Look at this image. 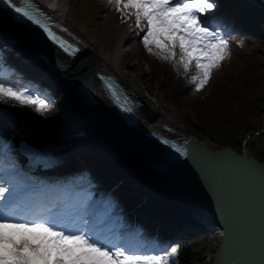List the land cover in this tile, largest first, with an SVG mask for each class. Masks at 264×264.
<instances>
[{"label":"snow or ice","instance_id":"1","mask_svg":"<svg viewBox=\"0 0 264 264\" xmlns=\"http://www.w3.org/2000/svg\"><path fill=\"white\" fill-rule=\"evenodd\" d=\"M0 4L4 5L0 22L2 17L30 22L63 51H78L53 32L33 0H20L19 6L14 0ZM105 4L120 13L122 22L134 17L145 51L182 70L197 92L231 56L232 30L213 22L215 0H105ZM106 83L113 101L131 113L112 82ZM0 102L31 107L40 114L52 108L46 97L6 79H0ZM171 147L187 155L184 149ZM67 187L31 183L9 155L8 145L0 148V264H172L176 246L162 248L154 242L149 247L136 235L106 232L103 222L91 219L90 196L70 199L64 195ZM157 252L164 254H149Z\"/></svg>","mask_w":264,"mask_h":264},{"label":"bare ground","instance_id":"2","mask_svg":"<svg viewBox=\"0 0 264 264\" xmlns=\"http://www.w3.org/2000/svg\"><path fill=\"white\" fill-rule=\"evenodd\" d=\"M33 1L43 9L53 10L59 17L64 15L63 21L58 22L64 31L62 33L79 44L80 52L74 57H64L47 44L37 31H28L22 29L23 26L10 25L7 22L8 20L2 17L0 37L11 40L27 53H35V58H37L38 53L43 52L46 54L48 62L44 65V68H47V71L45 73L41 69L42 74L45 75L48 81L54 83L56 94L61 96L62 104L67 103L66 107L69 108V111H64L62 114V125L58 126L55 122L51 123L50 121L45 122L43 118L41 120L37 119L30 129L32 133L41 134L44 139L61 141L66 139L65 131L72 127V123H78L74 126V128H77V134H79L80 129L89 126L93 129L92 131L99 134L100 138L94 144L86 142L84 148L112 157L117 162L122 163L124 170L132 169L139 179L156 187H161L166 182L159 168L166 162L167 153L163 147L155 144L154 140L145 137L142 133L143 130L159 133L179 142L183 139H189L214 150L219 148L217 144L212 143L209 139H202L188 133L180 115L172 109L168 111L164 98H160L159 101L157 95L155 97L151 96L150 73L144 71L143 74L134 69L136 63L132 61V58L134 61L136 59L137 62L141 58L138 46L126 47L130 40L139 36L136 34L138 30L134 25L128 27L126 38L122 37L126 43L123 42L121 47L119 42L118 47L115 46L116 48L113 47L110 51L104 49V44L101 48L96 49L97 44L93 43L96 41V32L101 31L102 37L104 35L102 30L110 23L112 16L115 14L121 16L113 8L108 7L105 0ZM72 5H75L74 9H72ZM104 9L111 13V17L106 22H100L96 17ZM72 10L76 21L68 23L67 19ZM93 23H101L103 25L102 30H100L101 28L90 30V25ZM23 51H21L22 54H24ZM118 62H120V66L117 64ZM96 73L112 78L137 114V127L128 126L123 122L113 105L112 96L107 93L102 78H99ZM142 76L145 83L144 91L137 88L139 78L141 79ZM78 84L86 85L94 90L96 93L95 103L89 102L84 97L83 93L77 88ZM68 99L73 101V105L68 103ZM2 103L0 102V104ZM8 106L6 105L5 109H9ZM66 107L63 106L62 109L64 110ZM158 109L162 110L161 113L158 112ZM13 110L18 111L17 109ZM69 114L72 115V118L67 117ZM51 125L52 129L50 128ZM33 141L40 142L36 137L33 138ZM105 148L112 151L111 155L106 154ZM248 152L251 154L250 150ZM107 171L106 169L104 173ZM225 172V170H220L213 176L203 178L204 181L207 180L205 187L213 194L217 192L218 195L223 196L226 193L227 189L223 186L219 187L218 179L212 180L213 177H224ZM107 183L110 186L106 194L111 198L115 195L113 191L117 192L116 187H114L116 183L107 181L105 184ZM125 190L130 191L132 195L128 194L129 196L126 198L121 193L120 199L123 203L136 199L137 193L134 192V189L132 190L131 186L127 185ZM154 194L155 192L152 193V195ZM170 202H173V198L168 196V203ZM235 203L240 204V202ZM180 204L183 206L186 203L178 202V205ZM173 205L175 206L176 202ZM123 216H125L124 213L119 217L121 225L128 218V216ZM126 227L128 228V225ZM159 245L161 246L162 243Z\"/></svg>","mask_w":264,"mask_h":264},{"label":"water","instance_id":"3","mask_svg":"<svg viewBox=\"0 0 264 264\" xmlns=\"http://www.w3.org/2000/svg\"><path fill=\"white\" fill-rule=\"evenodd\" d=\"M254 1L264 4V0ZM187 148L190 157L176 162L175 176L163 189L194 205L222 231L211 264H260L264 259V163H257L245 148L240 153L229 147L214 150L194 141ZM220 170L226 171L225 176L212 180L218 179L219 187L227 189L223 196L210 192L203 180Z\"/></svg>","mask_w":264,"mask_h":264},{"label":"rangeland","instance_id":"4","mask_svg":"<svg viewBox=\"0 0 264 264\" xmlns=\"http://www.w3.org/2000/svg\"><path fill=\"white\" fill-rule=\"evenodd\" d=\"M72 7L74 8L75 5H72ZM110 17H111V13H109V11L107 9H105L96 18H99L100 22H106V20ZM112 17L113 18L110 21V23L107 26H105L103 28V30H102L103 25L101 23L100 24L94 23L90 27L92 30L95 27L101 28L102 34H104V35L101 37V31L96 34L97 44L100 46V48L104 44L103 47H104V49H106V51L107 50L110 51V49H112L113 47L114 48L118 47L119 41L122 42L124 40L123 38L124 37L126 38V35H127L126 33H127L128 27L131 25L135 26L134 17L129 18L124 23L122 22L121 16H116V14H115ZM140 41H141V38L140 39H139V37H137L136 39L134 38V39L129 41V43L126 45V47L131 48L134 46H138L139 55H141V57H142L143 56V50L141 49V42ZM132 61L136 63V66L134 67V69L137 72L143 73L145 71L148 74L150 73L149 75H150V80H151L153 71H151L150 69H148L146 67V65L144 64L143 58H140L139 62H137L136 59L134 61V59L132 58ZM117 64L119 66L121 65L120 62H118ZM148 70H150V71H148ZM147 77H148V75H147ZM156 79L157 80L154 83L150 82V88H151V94H152L151 96L155 97L157 95L159 101H160V98H164L166 105L168 106V110L172 109L180 115L181 119L183 120V123L187 127V131L191 135H195V136L200 137L202 139H209L210 138L211 140H215V137L209 136L207 133L198 131L194 128V126H196L197 123L199 122V118H198L196 112L194 111V108H192V106H189L190 102H188V100H186L185 98L183 99V101L172 102L169 94L166 91H162V86H161L162 78L159 75H157ZM138 83L139 84H137L138 85L137 88L141 91H144L145 83H144L143 76L141 77V79L139 78ZM61 101H62L61 96H58L57 101H56L55 105L53 106V108H57V117H56V119H54L55 120L54 122H56V123L59 122L60 125H62L61 117L63 114L60 109L63 107V105L67 106V103L62 104ZM68 101H69L68 102L69 104L73 105L72 100L70 101V99H68ZM52 105H53V103H52ZM66 109L69 110V108H66ZM233 113H234L233 126L236 123L239 124L238 127H236L238 133L243 134L244 131L247 129V125L252 127L255 125L259 126L261 124L262 114H261V116L257 115L256 117L253 116L254 113L253 114L250 113V115L246 114L244 116L245 121L241 122V119L236 117L238 110L235 106H233ZM259 131H261V130H259ZM259 131H258L257 135H255V134L249 135L250 139L247 141L246 147L248 148V150L251 151L252 155H254L256 157H259V156L264 157V134L260 133ZM219 146L221 147V145H219ZM103 157L110 160L114 165H116V167L122 168V163L117 162L112 157H110V156H103ZM115 186L117 188L119 187L118 185H115ZM119 190L125 191L121 187L119 188ZM203 235L206 236V238H207L205 245H206L208 250H206L205 254H203V255L196 254L188 264H210L211 259L215 253L214 248L216 246V242L214 241L213 236L209 234V232H206ZM175 244H177V243H175ZM193 252H194V254L198 253V251H196L195 249H193Z\"/></svg>","mask_w":264,"mask_h":264},{"label":"trees","instance_id":"5","mask_svg":"<svg viewBox=\"0 0 264 264\" xmlns=\"http://www.w3.org/2000/svg\"><path fill=\"white\" fill-rule=\"evenodd\" d=\"M256 18V22L261 28V35L259 39L250 38L254 44V54L252 59H250L251 55L246 56L247 62L251 60L255 63V68L248 70L247 73L248 66L244 65L243 75L235 91L222 103H217L214 100L215 112L208 114L209 111H207V113L202 114L203 117L200 119L202 122L205 120L206 123L202 127L203 132L214 136L216 142L229 144L231 140L238 136L237 129L233 126V106L238 110L236 117L240 118L242 122L244 121V115L251 113V109L260 113L264 107V14H258ZM159 68L164 67L159 64ZM167 83L170 90L177 95L185 94L190 88L185 81L176 78L172 72H168ZM192 242L196 243V240ZM193 253L190 250L186 258L189 259Z\"/></svg>","mask_w":264,"mask_h":264}]
</instances>
